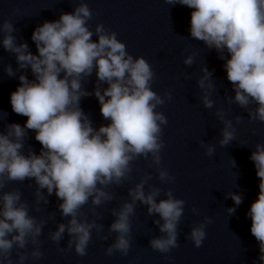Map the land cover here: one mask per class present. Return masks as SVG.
Masks as SVG:
<instances>
[{
    "label": "clouds",
    "instance_id": "clouds-1",
    "mask_svg": "<svg viewBox=\"0 0 264 264\" xmlns=\"http://www.w3.org/2000/svg\"><path fill=\"white\" fill-rule=\"evenodd\" d=\"M179 3L192 9L189 34L209 48L214 47L224 59L223 68L235 92L233 99L243 107L255 103L252 118L264 121V0H179ZM91 15L88 4L82 2L73 11L62 12L58 19L38 24L31 34L35 53L29 50L26 41L15 43L9 20L0 24L4 33L0 44L15 53L18 66L30 68L33 77L29 79L21 73L20 83L10 93L13 112L27 119L23 125L12 122L6 131L0 132V189L5 180L34 178L38 199L46 202L40 189H46L48 194L55 191L61 215L69 219L67 224L60 223L50 238L59 241L67 231L69 247L74 244L79 255L86 253L91 230L99 228L81 212L82 206L90 198L94 206L111 200L112 193L106 186L120 184L131 170L130 161L137 156L151 154L152 161L159 165L161 130L167 122L165 114L155 110L164 100L150 86L154 75L150 63L143 56L134 59L116 32L105 31L102 23L94 30L89 28L86 21ZM192 60L193 56L188 55L184 63L191 64ZM93 69L97 79L108 85L103 91L96 88L94 92L100 113L107 121L98 127H93L79 106L81 96L90 94L81 87V80ZM6 71L13 74L11 66ZM210 74L205 69V75L198 81L205 89L202 96L205 107L213 104L208 92L213 87L208 80ZM166 95L170 97L171 93ZM217 116L224 125L219 141L224 145L234 137L235 128L223 111L218 110ZM28 129L35 131V139L41 145L39 153L31 149L27 154L22 151ZM213 149V145H206V154L211 155ZM250 159L260 179L257 198L246 215L251 218L250 232L259 242L260 264H264V144H256ZM159 177L172 179L164 168L159 169ZM146 180L147 177L142 178L129 188L131 199L124 201L118 210L113 209L115 219L109 228L116 238L107 247L108 254L114 249L121 254L128 252L130 216L137 200L147 204L148 212L158 213L163 221H157L163 235L152 237L149 245L163 253L177 245V224L185 201L174 197L170 188L165 191L166 198L157 201L160 189L145 193ZM229 195L234 205L241 203L240 193ZM234 210V206L228 208L229 213ZM192 211L199 210L193 207ZM209 222L211 217L205 216L187 234L195 246L202 243ZM43 223L29 214L19 190L0 194V264H4V259L12 264L10 254L14 245L23 248L29 237L37 243ZM31 255L40 257L39 247ZM24 259V255L18 256V264H23Z\"/></svg>",
    "mask_w": 264,
    "mask_h": 264
},
{
    "label": "water",
    "instance_id": "water-1",
    "mask_svg": "<svg viewBox=\"0 0 264 264\" xmlns=\"http://www.w3.org/2000/svg\"><path fill=\"white\" fill-rule=\"evenodd\" d=\"M82 2L88 4L92 13L86 21L89 28L94 30L102 23L105 31H115L133 58L143 56L153 69L150 86L164 100L155 110L167 118L161 130L160 163L155 164L151 154L137 156L130 161L131 170L120 184L106 186L112 193L111 200L94 206L90 198L82 206L81 212L99 226L91 230L84 255L75 252L74 244L69 247L67 231L59 241L50 238L58 225L67 224L69 219L61 215L55 191L48 194L46 189H40L45 202L37 198L34 178L5 180L0 194L19 190L21 199L28 204L29 214L37 222L44 221L37 243L29 237L23 248L13 246L12 264H18L20 255L25 256L23 264H260L259 242L250 232L251 218L246 213L259 192L260 178L250 154L257 143L264 144V121L252 118L255 103L243 107L233 99L235 92L219 52L189 34L192 9L179 0H0V24L9 20L15 43L26 41L29 50L35 53L33 29L44 20L58 19L62 12L73 11ZM3 35L0 31V40ZM92 39H97L95 34ZM188 55L193 56L191 64L184 63ZM7 66H11L12 75L6 71ZM205 69L210 71L208 80L213 85L208 90L213 101L211 107L203 104L205 89L198 83ZM21 73L33 78L30 68H20L15 53L0 44V132L6 131L12 122L23 125L27 119L13 112L10 104V93L20 83ZM107 86V82L97 79L95 69L81 80V87L90 94L81 96L79 106L93 127L107 123L94 94L96 88L103 91ZM168 92L170 97L166 95ZM218 110L223 111L235 128L234 137L224 145L219 143L224 125L217 116ZM23 144L25 154L30 149L39 153L41 148L31 129L26 130ZM208 144L214 146L211 155L205 152ZM160 168L167 169L172 179H160ZM145 177V193L160 189L157 201L166 198L168 188L174 197L185 201L177 224V245L167 253L149 245L152 237L163 235L159 229L163 221L158 213L148 212L147 204L137 200L130 216L128 252L121 254L114 249L108 254L106 249L116 238V233L109 228L115 219L113 209L118 210L124 201L130 200L129 188ZM233 192L242 195L239 205H234L229 195ZM233 206L235 210L229 213L228 208ZM193 207L198 213H193ZM205 216L211 217V222L206 223L202 243L195 246L187 234ZM36 247L42 253L38 258L31 255Z\"/></svg>",
    "mask_w": 264,
    "mask_h": 264
}]
</instances>
